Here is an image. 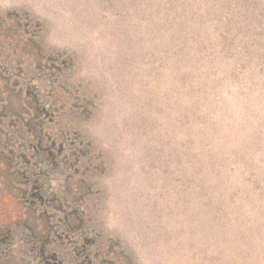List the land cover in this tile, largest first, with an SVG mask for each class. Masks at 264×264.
<instances>
[{
	"label": "rangeland",
	"instance_id": "rangeland-1",
	"mask_svg": "<svg viewBox=\"0 0 264 264\" xmlns=\"http://www.w3.org/2000/svg\"><path fill=\"white\" fill-rule=\"evenodd\" d=\"M0 264H264V0H0Z\"/></svg>",
	"mask_w": 264,
	"mask_h": 264
}]
</instances>
